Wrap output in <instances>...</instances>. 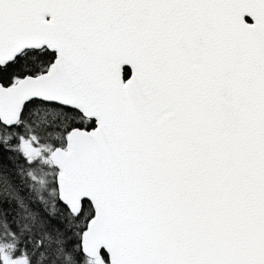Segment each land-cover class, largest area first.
Returning <instances> with one entry per match:
<instances>
[{
	"label": "snow or ice",
	"instance_id": "snow-or-ice-1",
	"mask_svg": "<svg viewBox=\"0 0 264 264\" xmlns=\"http://www.w3.org/2000/svg\"><path fill=\"white\" fill-rule=\"evenodd\" d=\"M0 264H264V0H0Z\"/></svg>",
	"mask_w": 264,
	"mask_h": 264
}]
</instances>
